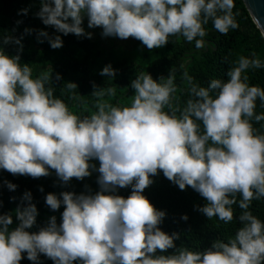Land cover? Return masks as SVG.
Segmentation results:
<instances>
[{
    "label": "clouds",
    "instance_id": "9594fccd",
    "mask_svg": "<svg viewBox=\"0 0 264 264\" xmlns=\"http://www.w3.org/2000/svg\"><path fill=\"white\" fill-rule=\"evenodd\" d=\"M234 7V0H41L36 16L65 36L91 38L82 27L87 17L88 28L101 27L103 36L132 37L149 50L166 46L172 36L203 49L209 21L223 35L239 27ZM36 35L53 49L62 47L60 35L44 30ZM21 39L0 40L18 46L11 56L0 48V169L32 178L48 176L51 169L64 183L96 171L99 191L61 192L62 199L47 194L51 210L64 206L61 222L52 216L38 231H29L37 209L24 192L28 203L14 210L15 228L10 229L12 213L0 215V264H20L22 253L33 264L41 254L53 264H264V222L250 211L253 200L264 199V134H256L251 123L264 121V113L255 112L257 99L264 107V88L250 85L246 75L264 68L255 53L239 56L226 80L212 79L207 87L185 72L189 99L183 109L173 106L177 88L171 73L153 79L141 72L131 81L129 106L103 102L116 89L93 84L97 111L81 118L46 87L59 74L33 78L21 63ZM100 75L114 77L115 70L107 65ZM161 171L179 189L191 187L205 199L198 211L209 220L232 222V206L238 205L242 226L234 237L217 239L203 251L177 247L179 235L159 227L165 212L142 195ZM4 183L9 190L17 187ZM126 187H131L127 198L116 194ZM169 249L173 253L165 255Z\"/></svg>",
    "mask_w": 264,
    "mask_h": 264
},
{
    "label": "trees",
    "instance_id": "16d2710c",
    "mask_svg": "<svg viewBox=\"0 0 264 264\" xmlns=\"http://www.w3.org/2000/svg\"><path fill=\"white\" fill-rule=\"evenodd\" d=\"M235 7L233 15L239 27L230 29L226 35L216 31L212 22L206 24L207 36L204 38L206 46L197 49L194 41L188 43L182 36L169 37V43L165 46V51L153 61L147 63L143 68L140 63L147 58L141 55L140 51L136 55L131 53H121L122 49L127 50L119 41L116 48H105L100 40L92 37L76 36L69 33L63 35L56 33L50 26H45L36 16L41 7V0H0V40L3 36L21 38L22 52L21 63H27L32 69L33 78L41 73L51 72L53 78L56 74L61 76L59 81L53 79L46 87H51L54 96L60 98L68 106L69 111L83 118L97 111V97L92 95L93 84L100 88L113 87L116 89L115 96H105L103 102L113 106H129L134 90L130 87L131 81L141 72L149 73L153 79L160 76L165 78L171 73L174 75V83L177 88L173 106L183 109L189 99L187 91L188 84L184 79V73L194 78L193 82L207 87L212 79L226 80L227 71L234 66V62L239 56L251 57L253 53L264 62V38L261 31L254 24L242 0H234ZM27 9V14L21 10ZM19 21V23H18ZM82 27L84 28L83 24ZM25 29L33 30L31 34H25ZM37 30L47 31L50 35H60L62 47L53 49L47 40L38 42ZM86 32V31H85ZM106 37V36H105ZM104 38V37H103ZM134 42L141 48L142 42L134 38ZM108 44L111 45L109 41ZM109 45V46H110ZM0 48L8 55H16L18 46L15 44H0ZM131 50V49H130ZM126 54V55H125ZM110 65L115 70L114 77L101 76V70ZM248 83L264 88V68L249 69L246 73ZM67 83H74L77 88L70 90ZM168 109L165 108V111ZM257 114L264 113L259 99L256 101ZM256 134H264V121H251ZM99 167L98 160L89 161ZM91 171V170H90ZM50 174L45 177L32 178L27 175H13L4 169H0V215L12 213L13 224L16 227L14 210L27 205V201L22 199L24 192L31 193L32 201L37 209L36 223L29 231H38L47 227L50 217L55 216L56 222H61L63 205L56 210H51L45 203L47 194L52 193L58 199H62L61 192H74L94 195L99 191L97 178L99 173L92 171L89 177L83 180L71 178L67 183L62 182L56 176L55 171L49 169ZM153 183L144 189L142 195L160 211L165 212V217L159 225L160 229L167 234L173 232L179 235V239L174 243L177 247H187L194 251H203L211 247V244L219 239L227 242L234 237L237 228L241 227V222L236 219L241 209L238 205H233L234 220L228 224L213 217L208 219L198 211V207L203 206L206 201L203 197L186 186L184 190L164 177L162 171L156 176L150 177ZM4 181H9L17 185L15 190H9ZM87 186V187H86ZM43 191H40V189ZM131 193V187L118 188L116 194L127 198ZM240 199L237 194V200ZM250 211L262 222H264V199L253 200ZM186 215L188 219H181ZM174 249H169L165 255L173 253ZM159 254V253H158ZM23 258L20 264H33L22 253ZM39 264H53V261L43 254L39 257ZM76 264V262H74Z\"/></svg>",
    "mask_w": 264,
    "mask_h": 264
},
{
    "label": "rangeland",
    "instance_id": "374dc122",
    "mask_svg": "<svg viewBox=\"0 0 264 264\" xmlns=\"http://www.w3.org/2000/svg\"><path fill=\"white\" fill-rule=\"evenodd\" d=\"M83 26H84V29H85L86 33L90 32L92 34L91 37L94 40H100L102 42V45L105 48L108 49L110 47L111 48H116L117 47L118 44H116V43L113 44V42H114L113 41V37L110 40L111 36H106L105 37V36L102 35L103 29L101 27L88 28L87 17H85L84 20H83ZM115 39H116L115 41H119L122 45H124L123 47H125L127 49V50H125V49L123 50L122 49L121 53L124 54V53L128 52V53H131V54L137 56V53L140 51L141 55H146L147 56V58L144 59L140 63V65L143 66V68H145L147 66L146 62L149 63V62L153 61L154 59L158 58L161 53H163L165 51V46H163L161 48H155V49H152V50L147 49L146 46L141 48L138 44L134 45L135 42H134V38H132V37H129L127 39H120L118 37H115ZM109 41L111 42V45L108 44Z\"/></svg>",
    "mask_w": 264,
    "mask_h": 264
},
{
    "label": "water",
    "instance_id": "95a60500",
    "mask_svg": "<svg viewBox=\"0 0 264 264\" xmlns=\"http://www.w3.org/2000/svg\"><path fill=\"white\" fill-rule=\"evenodd\" d=\"M251 19L264 38V0H242Z\"/></svg>",
    "mask_w": 264,
    "mask_h": 264
}]
</instances>
